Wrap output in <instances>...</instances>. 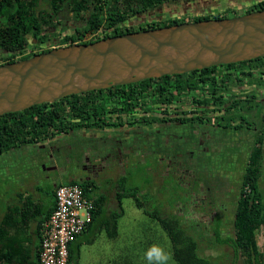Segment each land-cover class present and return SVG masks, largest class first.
Segmentation results:
<instances>
[{
  "label": "flooded vegetation",
  "instance_id": "flooded-vegetation-1",
  "mask_svg": "<svg viewBox=\"0 0 264 264\" xmlns=\"http://www.w3.org/2000/svg\"><path fill=\"white\" fill-rule=\"evenodd\" d=\"M263 2L220 0L217 7L246 11ZM146 21L141 17L133 24ZM172 76L156 78L161 81L151 82L149 93L138 98L103 97L107 105L99 107L92 126L78 118L79 128L34 145L45 148L40 154L50 161L35 178L83 184L109 174L104 179L118 182L132 173L136 178L134 170L152 171L154 183L163 186L169 180L164 193L174 194L179 222L204 238L217 236L219 245V238L232 234L260 138L264 150V57ZM238 173L240 184L234 180ZM144 192L157 204L160 193Z\"/></svg>",
  "mask_w": 264,
  "mask_h": 264
},
{
  "label": "trees",
  "instance_id": "trees-1",
  "mask_svg": "<svg viewBox=\"0 0 264 264\" xmlns=\"http://www.w3.org/2000/svg\"><path fill=\"white\" fill-rule=\"evenodd\" d=\"M191 1L193 0H0V66L50 52L51 49L46 45L59 35L57 31L61 26L60 19L63 14H70L72 20L79 24L71 34L65 35L62 39V45L70 46L87 45L128 33L167 28L184 23L229 19L264 10L263 2L255 4L254 8L246 9V11L227 9L217 11L215 14L185 12L161 19L150 18L149 13L159 7ZM141 17H145L147 21L138 25H129ZM98 30H102L101 37L88 42L82 41L87 34ZM160 81L161 79H150L107 90L72 95L52 104L36 105L22 112L0 116V156L24 147L39 145L57 135L77 129L80 127L76 124L78 118L86 121L90 127L93 125V117L99 112V107L107 105L103 97H115L118 94L119 98H138L141 96L140 92L147 90L149 93L152 87L151 82L156 85ZM134 89L138 91L133 92ZM112 90H119V93H112ZM94 125L103 127L98 122ZM262 141L263 138H260L258 150L251 154V163L245 173L243 197L234 215L233 233L231 237L219 238V242L224 245L232 243L235 257L242 264H264ZM75 183L58 184L56 191L63 185ZM79 185L84 196L91 200L93 189L90 186L93 184L87 182ZM124 195L133 198L138 207H145L144 202L138 197V191L127 192ZM124 195H118V198L125 197ZM54 197V208H56V193ZM23 198L20 199V206L10 207L3 220H0V264H40L42 225L51 214L43 217L36 241H33L32 236H28L27 232L24 233V240L20 241L18 229L28 230L32 221L42 215H33L29 211V206L36 205L32 197L29 201ZM104 198L101 195L95 200L91 224L104 212L106 204ZM118 203L121 205L120 199ZM145 213L150 215L149 212ZM122 214V211L113 214L110 225L107 226L109 230L113 229V233L110 234L113 239L118 237V218ZM151 216L158 220L170 239L172 256L177 264H211L208 258L199 253L197 237L199 235L170 217L158 213ZM91 224L87 225L84 232H87ZM75 247L80 248L78 242H72L69 245V264H73ZM121 260L123 262L120 261L119 264H130L128 259Z\"/></svg>",
  "mask_w": 264,
  "mask_h": 264
},
{
  "label": "water",
  "instance_id": "water-1",
  "mask_svg": "<svg viewBox=\"0 0 264 264\" xmlns=\"http://www.w3.org/2000/svg\"><path fill=\"white\" fill-rule=\"evenodd\" d=\"M264 57V10L73 44L0 66V116L72 95Z\"/></svg>",
  "mask_w": 264,
  "mask_h": 264
},
{
  "label": "rangeland",
  "instance_id": "rangeland-1",
  "mask_svg": "<svg viewBox=\"0 0 264 264\" xmlns=\"http://www.w3.org/2000/svg\"><path fill=\"white\" fill-rule=\"evenodd\" d=\"M219 1L220 0H193L191 2L175 3L170 6L157 8L152 14L150 13V18L161 19L167 16L184 14L185 12H208L210 14H215L217 11H222L219 6L217 7ZM208 7H217L218 9L209 10L211 8ZM67 15L68 14H63L65 20ZM68 22L70 24L64 22L63 27L57 32L59 35L53 39V42H60L64 35L73 32L75 28H73L74 23ZM131 23L129 25H135ZM44 149L41 150L40 147L33 145L0 156V209H6L7 199H5V197L7 195L5 194L7 191L8 193L11 191V187L7 185L13 186L16 192L22 187H25V184H23V186H21V184L20 188L16 185L17 181L20 179H28L30 184L34 185V182H36L37 184H42L46 188H50L54 185V179L56 178L40 180L35 178L36 175H41V173L44 172V169L42 168V171L40 168L41 165H49L50 162L46 154L42 156L40 154L41 151L44 152ZM49 149L50 147L47 150ZM134 171H136V178H130V176H133L132 173V175L130 174V176L123 178V180H118V182L116 177H111L114 181L108 180L104 178H107L109 174H102L99 179H96V186L100 191H111L112 189L114 191L116 185H119L121 186L122 193L120 195L122 196L127 192L138 191L142 195L141 200L145 203V207H138L135 200L126 195H124L125 197L117 198V193L113 192L110 206L106 209L104 207V209L117 213L122 211L123 214L118 218V237L116 239L110 237V234L113 233L111 229L98 233V239L93 244L84 243L80 248L75 247L73 264H119L121 263L120 261H122L121 259H124V261L128 259L130 264H147L145 253L153 245L162 247L169 254L170 259L168 264H177L172 256L170 239L163 231L158 220L151 216L152 214L158 213L162 216L170 217L173 220L180 221V219H182L175 210L176 201L174 194L164 193L168 186H170V182L167 180L163 186H160L151 179L153 174L152 171L145 173L146 169L142 168ZM48 173L52 172H45L46 175H48ZM241 175V173H238L234 178L239 184L242 179ZM21 183H23V181ZM261 187L264 189V179L261 182ZM146 189L152 190L156 194L160 193V195L157 196V204L154 203L155 200L150 193L146 194L147 192H144ZM119 199L121 205L118 203ZM145 212H149L150 215ZM192 230L193 229H191V231ZM202 235L203 234L200 233V237L197 236L199 238V253L208 258L211 264H242V262L235 257L234 250L231 246L232 243H230L229 246H224V244L218 245L216 243L217 236L214 238H204V235ZM225 238L227 237L225 236Z\"/></svg>",
  "mask_w": 264,
  "mask_h": 264
},
{
  "label": "built area",
  "instance_id": "built-area-1",
  "mask_svg": "<svg viewBox=\"0 0 264 264\" xmlns=\"http://www.w3.org/2000/svg\"><path fill=\"white\" fill-rule=\"evenodd\" d=\"M101 31L84 40L100 36ZM94 203L77 184L56 191V208L42 225L40 264H69V245L93 221Z\"/></svg>",
  "mask_w": 264,
  "mask_h": 264
},
{
  "label": "crops",
  "instance_id": "crops-1",
  "mask_svg": "<svg viewBox=\"0 0 264 264\" xmlns=\"http://www.w3.org/2000/svg\"><path fill=\"white\" fill-rule=\"evenodd\" d=\"M66 17H67L66 18L67 21L62 16V18L60 19L61 24L64 25V22H67L68 24H70L68 21H70V22L72 21V16H70V14H68ZM71 23H74V22H71ZM22 181H23V183H21ZM91 183L93 184L90 186V188L93 189L91 201H93V203H95V200L99 199V197L101 195H103L105 197L104 199L106 201L105 209L110 206L111 196H112L113 192L117 193V198H118V195H120L122 193L121 186H119V185H118L119 189H117V190L114 189V191L113 190H111V191H100L99 188L96 186L97 185L96 183H93V182H91ZM23 184H25L24 185L25 187H22L20 190H18V192L15 191L13 186L7 185V186L11 187V191H10V193H8V191H7V193L5 194V195H7L5 197V199H7V204H6L5 210L0 209V220H3V218L5 217V214L7 213V211L9 210L10 207H13V206L18 207L21 205L20 199L23 198L22 196H24V198H23L24 200H28V201H29V198L32 197V199H34V202L36 203V205L29 206V211H31L33 215H38V214L39 215L42 214V215L40 217H37V219H34L32 221V223L30 224V228L28 230L25 231L23 229H18V233H19L18 239L20 241L24 240L23 239L24 233L27 232L29 234L28 236L31 235L33 238V241H36L38 231L40 230L41 224L43 222L42 221L43 217L48 215L49 213L52 214L54 209H55L54 208L55 207L54 193H56V185H53L50 188H46L42 184H37L36 182H34V185H32L29 183L28 179H20L16 183V185L19 188H20V185L23 186ZM75 184L79 185V183H77V182ZM0 206H1V199H0ZM105 209H104V212L100 216L97 217V219L93 222V224H91L92 226L87 230V232H84L81 236H79L76 240H74L73 243L78 242V244L80 246L83 245L84 243L93 244L98 239V233H100L104 230L109 231L107 226H108V224L110 225L111 218H112L113 214H115L117 212H111V211L105 210ZM111 230L113 231V229H111Z\"/></svg>",
  "mask_w": 264,
  "mask_h": 264
},
{
  "label": "clouds",
  "instance_id": "clouds-1",
  "mask_svg": "<svg viewBox=\"0 0 264 264\" xmlns=\"http://www.w3.org/2000/svg\"><path fill=\"white\" fill-rule=\"evenodd\" d=\"M71 22H74V26H73V28L75 27V26H79V24H77L76 25V21H74V20H72ZM63 27V24H61V26H60V28L59 29H61ZM58 29V30H59ZM76 29V27L74 28V30ZM73 30V31H74ZM98 31H101L102 32V30H98ZM97 31V32H98ZM58 32V31H57ZM97 32H94V33H89V34H87L86 36H90V35H93V34H95V33H97ZM71 34V33H70ZM65 36V35H64ZM63 36V37H64ZM85 36V37H86ZM102 36V34H100V36H95V37H92L91 39H89V40H84V38H83V40L82 41H84V42H88V41H91V40H94L95 38H97V37H101ZM46 46H48V48L49 49H51V50H53V49H56V48H61V47H67L68 45H62V40H60V42H58V41H56V42H50V43H48ZM26 53H27V51H26ZM25 53V54H26ZM38 55V54H37ZM18 62V61H17ZM70 185H72V184H70ZM80 186V185H79ZM81 187V186H80ZM145 259L147 260V264H168V262H169V259H170V257H169V254L162 248V247H160V246H158V245H153V246H151L148 250H147V252L145 253Z\"/></svg>",
  "mask_w": 264,
  "mask_h": 264
}]
</instances>
